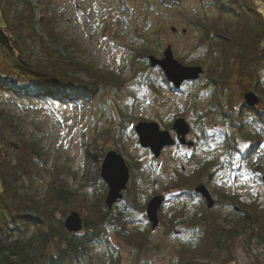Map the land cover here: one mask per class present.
<instances>
[{"label": "trees", "instance_id": "trees-1", "mask_svg": "<svg viewBox=\"0 0 264 264\" xmlns=\"http://www.w3.org/2000/svg\"><path fill=\"white\" fill-rule=\"evenodd\" d=\"M118 1L124 14L136 22L140 20L137 37L140 44L126 47L131 56L125 67L138 82L143 95L149 92L156 97L160 88L166 89L171 84L159 67L149 65L148 56L156 47L154 39L158 38L159 42L162 29L156 27L150 31L147 17L148 12L156 13L154 2L169 7L172 1L131 0L141 7L143 15L140 18L125 0ZM197 1L212 8L216 17L211 21L201 17L189 18V23L199 30L194 47L201 57L187 62L179 58L178 61L183 65L204 68L198 77L200 81H186L177 92L194 96L195 91L188 92L189 89L185 88L199 81L198 91L208 95L207 111L200 114L193 106L192 129L198 131L199 138L208 147L220 139L226 155L221 163L207 158L189 174L176 173V178L165 186L164 193L170 194L164 199L158 218L166 232L186 222L192 226L191 238L177 249L175 264H213L221 250L225 251L221 264H229L233 261L232 250L240 230L221 222L218 214L207 208L204 199L193 189L208 178L215 181L224 164L237 165L233 171L240 170L252 152L264 150V0ZM27 19L33 28L37 27L49 42L54 43L58 36L54 27L56 18L44 13L38 18L30 14ZM118 19L126 23L125 19ZM4 31V28L0 29V46L13 54L12 45L18 49V44L10 42L3 35ZM145 31H150L154 39L142 38ZM40 40L44 45L45 41ZM72 62L65 68L37 63L28 60L19 50L11 66L0 69V96L15 102L22 112L34 108V105L47 110H80L102 99L101 90L105 86L117 89L121 85L119 74ZM146 69L147 73L144 72ZM77 72H83L91 82L75 77ZM234 74L239 77L240 87L251 89L256 97H260L253 106L247 104L245 93L238 104L234 101L229 92ZM82 88L87 89L89 96L78 94ZM208 114L220 121V126L212 124L210 131L202 124V117ZM119 117L122 119L123 115ZM246 126L251 127L250 134L242 138L247 143L242 148L236 134L244 133ZM11 127L12 124L3 119L0 111V264H84L93 247L103 248L106 264H120V252L112 237L137 253L147 248L152 229L145 216V206L150 196H146L143 203L137 201V196L149 167H143L138 159L126 162L130 177L122 198L111 208L104 202L107 186L99 175L100 164L108 148L104 143L112 140L111 147L119 151L120 145L127 140L122 127L112 131L105 129L99 133V139L81 137L83 169L75 186L69 183L68 177L71 173L76 178V172L64 164L50 166L42 147L21 133L12 135ZM197 144L195 141L193 146ZM175 145L179 146L178 143ZM246 149L249 152L245 154ZM151 171L154 173L152 168ZM157 193L152 190V194ZM218 194L221 201L239 202L236 194ZM191 199L198 202V209L186 221L184 204ZM169 200H180L182 206L165 212L163 208ZM240 206V228L246 239H256L264 244V207L257 198ZM71 212L78 213L81 219L82 227L77 232L68 231L64 224Z\"/></svg>", "mask_w": 264, "mask_h": 264}, {"label": "rangeland", "instance_id": "rangeland-1", "mask_svg": "<svg viewBox=\"0 0 264 264\" xmlns=\"http://www.w3.org/2000/svg\"><path fill=\"white\" fill-rule=\"evenodd\" d=\"M125 1L134 8L138 18L143 15L137 3L131 0ZM171 1L169 7L154 2L156 13L148 12L150 31L156 27L162 29L159 42L158 38L154 39L150 31L149 33L145 31L141 37L154 39L156 47L152 48L154 52L151 55L156 58H162V52L170 46L173 57L177 60L183 58L187 62L191 59L196 60L197 57L199 59L201 53L194 47L199 30L189 23V18L201 17L211 21L216 17V12L210 7L201 5L197 0ZM119 3L118 0H0V29L4 28L3 35L5 34L10 42L15 41L19 47L17 49L12 45V54L0 46V69L11 66L13 58L21 50L24 56L33 62L65 68L73 60L72 63L87 64L103 72L112 71L119 74L121 80V85L117 89L114 86H105V89L101 90L102 99L95 100L88 108L47 110L34 105V108L22 112L15 102L0 96V111L3 119L13 126L10 129L11 134L17 136L21 133L27 139L35 140L48 156L50 166L64 164L70 171L77 173L76 178L71 173L68 177L69 183L74 186L77 185V178L83 169L81 137L99 139L101 138L98 136L99 133L105 129L112 131L122 127L127 140L120 145L119 151L111 147L112 140L106 141L104 146L109 150H115L126 162L138 159L143 167H149L147 176L140 183V192L137 196V201L143 203L146 196L154 195L153 189L158 192L157 194L167 198L170 192L164 193L165 186L176 178V173L189 174L207 158L221 163L225 159L226 150L220 139L211 143V147L206 146L199 138L198 131L192 129L194 107L200 114L207 111L208 95L204 91H198L201 86L198 83L199 79L196 84L185 88L189 89L188 92L195 91L194 96L174 93L171 85L166 89L160 88L156 97H152V93L149 92H144L145 95L141 93L138 82L125 67L131 56L126 47L140 44L137 40L140 20L136 22L131 16L124 14ZM44 13L56 18L54 27L58 36L54 43L49 42L37 27L33 28L32 23L27 19L30 14L38 18ZM118 18L125 19L126 23L119 22ZM172 27L175 28L174 31ZM40 38L45 41L44 45ZM144 72L147 73L148 70ZM74 76L82 81L91 82L83 72H77ZM238 79L236 74L232 76L229 90L237 104L242 101L244 93L252 92L251 89L240 87ZM78 94L89 96L85 88L80 89ZM257 98L260 99L258 96ZM120 114L123 115L122 119L119 117ZM179 117L184 118L189 127L186 140L193 143L198 141L196 147L174 144L162 149L160 156L155 158L149 149L142 148L138 144L134 131L138 121L156 122L161 130L169 131L174 138L171 125ZM202 120L203 126L208 131L212 124L215 127L220 126L218 117L210 114L202 117ZM250 128L246 126L244 133L236 134V140L242 148L247 145L242 138L250 134ZM107 149L106 152L109 151ZM248 152L246 149L245 154ZM251 154L243 161L245 165L240 170L233 171L237 165L224 164L216 174L215 181L208 178L200 183L207 187L214 201L209 209L218 214L220 221L228 227L235 226L240 230L232 250L233 261L229 264H264V244L256 239H246L240 228L242 222L239 208L242 203L257 198L264 207V184L261 183L263 182L261 178L264 176V150ZM219 192L236 194L239 202L232 204L221 201ZM180 206L182 201L169 200L163 211H175ZM197 209V201L194 199L187 201L184 204V219L189 220ZM191 229L190 223L186 222L166 232L165 226L159 223L154 230H151L147 248L141 253L128 248L115 237L111 240L120 252V264L156 262L175 264L177 249L191 238ZM224 256L225 251L221 250L213 264H221ZM84 264H106L103 248H91L90 257Z\"/></svg>", "mask_w": 264, "mask_h": 264}, {"label": "water", "instance_id": "water-1", "mask_svg": "<svg viewBox=\"0 0 264 264\" xmlns=\"http://www.w3.org/2000/svg\"><path fill=\"white\" fill-rule=\"evenodd\" d=\"M174 31L175 28L172 27ZM150 67H159L164 74L165 79L172 85L174 91H179L182 84L186 81L197 80L203 72L202 66L183 65L173 57L170 46H167L162 54V58H156L153 55L148 56ZM247 104L253 106L257 102V97L253 92L245 93ZM174 132V138L169 131L161 130L159 125L153 121H138L134 131L138 138V144L142 148H147L155 158L160 156L162 149L171 147L175 143L192 147L193 141L186 140L189 133V127L185 119L176 118L171 125ZM100 178L105 182L107 191L104 202L108 208L123 196V191L127 187L130 173L125 159L115 150H109L105 153L99 169ZM261 180L264 183V176ZM193 191L199 194L205 201L207 208H211L214 201L203 184H198ZM162 194H155L148 199L145 206V216L150 223L151 229L154 230L159 224L158 211L164 201ZM65 227L68 231L77 232L81 229V219L76 212H71L64 220Z\"/></svg>", "mask_w": 264, "mask_h": 264}, {"label": "built area", "instance_id": "built-area-1", "mask_svg": "<svg viewBox=\"0 0 264 264\" xmlns=\"http://www.w3.org/2000/svg\"><path fill=\"white\" fill-rule=\"evenodd\" d=\"M154 264H158V263L156 262V263H154Z\"/></svg>", "mask_w": 264, "mask_h": 264}, {"label": "bare ground", "instance_id": "bare-ground-1", "mask_svg": "<svg viewBox=\"0 0 264 264\" xmlns=\"http://www.w3.org/2000/svg\"><path fill=\"white\" fill-rule=\"evenodd\" d=\"M161 208V207H160ZM160 210V209H159ZM159 212V211H158Z\"/></svg>", "mask_w": 264, "mask_h": 264}]
</instances>
